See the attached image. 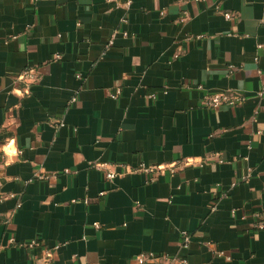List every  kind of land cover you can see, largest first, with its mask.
<instances>
[{
    "label": "crops",
    "instance_id": "1",
    "mask_svg": "<svg viewBox=\"0 0 264 264\" xmlns=\"http://www.w3.org/2000/svg\"><path fill=\"white\" fill-rule=\"evenodd\" d=\"M260 44L264 0H0V264H264Z\"/></svg>",
    "mask_w": 264,
    "mask_h": 264
},
{
    "label": "built area",
    "instance_id": "2",
    "mask_svg": "<svg viewBox=\"0 0 264 264\" xmlns=\"http://www.w3.org/2000/svg\"><path fill=\"white\" fill-rule=\"evenodd\" d=\"M225 16L230 19L233 18V14L232 13H226ZM127 19H124V22H126ZM125 36H129V32H124L123 33ZM114 40L113 38L110 39L107 47L111 46L113 44ZM264 44H260L259 48L263 47ZM178 55H176L175 57H177ZM57 58H59L60 56H56ZM258 59V57L256 58ZM234 66H230V70L231 73L234 70ZM18 80H22L25 81L27 84V88H30V85L36 83L38 81V74H37V69L34 67H27L25 68L18 76ZM199 88H202V85L198 86ZM120 94V91L118 90L113 97L116 98L118 95ZM154 96V95H151ZM257 96L258 97H263L264 96V87L257 92ZM76 100L75 98H73V101ZM247 100V96L245 94H243L242 92H238V91H231V90H226V91H219V92H214V93H206L203 96L202 99V103L205 107L207 108H212V109H217L220 108L223 105H238L241 103H244ZM258 112V110L256 111ZM216 157H219V154H216ZM218 160L220 162H223V160L221 158H218ZM188 164L189 161L186 160L184 162L178 161V162H173L171 164H162V165H147V164H141V166L139 168H137L136 170H130V171H144L149 173V181L153 182L157 180V176L161 173H163L165 170H170L172 173L175 172L176 168L180 165V164ZM102 164L99 163H95L94 166L99 167ZM119 175H121V172L114 170L112 168H108L105 172V176L106 179L109 181H113L116 177H118ZM47 178L46 176H42ZM247 177H245L244 179H247ZM1 185V182H0ZM105 192H102L101 195H103ZM233 213L235 212L234 210L232 211ZM258 216H260V214H258ZM96 227H100V225L98 223L95 224ZM255 227L258 229H263L264 228V220H259L258 222H256ZM183 242L182 245L184 247H188L189 246V242H190V235L188 234V232L183 231ZM12 242H14V240L12 239ZM38 244V241L34 240L32 242L29 243L30 246H35ZM135 260L138 264H144L146 262L149 261H154L157 264H189V261L186 257H180V256H171L168 254H156L154 252H142L140 254H138L135 257Z\"/></svg>",
    "mask_w": 264,
    "mask_h": 264
},
{
    "label": "clouds",
    "instance_id": "3",
    "mask_svg": "<svg viewBox=\"0 0 264 264\" xmlns=\"http://www.w3.org/2000/svg\"><path fill=\"white\" fill-rule=\"evenodd\" d=\"M7 152L11 153L14 149L12 148V145L9 144L7 145L6 149H5Z\"/></svg>",
    "mask_w": 264,
    "mask_h": 264
}]
</instances>
